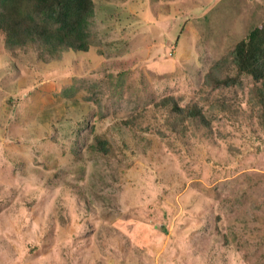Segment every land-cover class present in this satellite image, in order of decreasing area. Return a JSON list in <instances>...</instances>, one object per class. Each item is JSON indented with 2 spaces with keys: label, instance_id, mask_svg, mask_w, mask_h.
I'll list each match as a JSON object with an SVG mask.
<instances>
[{
  "label": "rangeland",
  "instance_id": "rangeland-1",
  "mask_svg": "<svg viewBox=\"0 0 264 264\" xmlns=\"http://www.w3.org/2000/svg\"><path fill=\"white\" fill-rule=\"evenodd\" d=\"M94 5L87 51L43 61L0 33V264H264L252 78L206 76L264 22V0ZM168 94L211 126L165 127Z\"/></svg>",
  "mask_w": 264,
  "mask_h": 264
},
{
  "label": "trees",
  "instance_id": "trees-1",
  "mask_svg": "<svg viewBox=\"0 0 264 264\" xmlns=\"http://www.w3.org/2000/svg\"><path fill=\"white\" fill-rule=\"evenodd\" d=\"M94 0H0V33L9 49L32 47L38 59L50 61L64 50L87 51L92 45ZM218 73L219 75H216ZM252 78L253 92L259 106L258 119L264 128V22L257 23L240 38L223 57L209 68L213 86L233 85L242 75ZM80 82L73 78L62 85L61 95L75 94ZM162 108L164 126L177 130L211 121L203 106L195 101L180 104L173 94L154 102ZM92 147L107 154L110 144L100 134L93 137Z\"/></svg>",
  "mask_w": 264,
  "mask_h": 264
}]
</instances>
